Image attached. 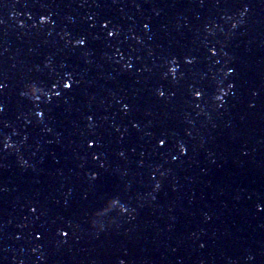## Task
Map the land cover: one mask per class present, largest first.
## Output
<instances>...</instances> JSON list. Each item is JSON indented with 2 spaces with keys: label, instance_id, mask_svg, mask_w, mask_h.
<instances>
[{
  "label": "water",
  "instance_id": "obj_1",
  "mask_svg": "<svg viewBox=\"0 0 264 264\" xmlns=\"http://www.w3.org/2000/svg\"><path fill=\"white\" fill-rule=\"evenodd\" d=\"M262 203L264 37L189 126L56 201L0 264H264Z\"/></svg>",
  "mask_w": 264,
  "mask_h": 264
},
{
  "label": "snow or ice",
  "instance_id": "obj_2",
  "mask_svg": "<svg viewBox=\"0 0 264 264\" xmlns=\"http://www.w3.org/2000/svg\"><path fill=\"white\" fill-rule=\"evenodd\" d=\"M241 6L243 7V8H245V9H248V8H250L251 7V5L249 4V3H246V2H244V0H241ZM43 21H48L50 18L48 17V16H43L42 18H41ZM108 24H109V22H107V21H105V22H103V27L104 28H108ZM145 27H148V25H145ZM108 35L109 36H115L116 35V30L115 29H112V30H110V31H108ZM76 43L78 44V45H86L87 44V39L86 38H78L77 40H76ZM213 53H215V50L213 49ZM187 62L189 63V64H191L193 61L191 60V59H188L187 60ZM127 67H131V65L129 64V65H127ZM230 71H234V69H230ZM171 73L173 74V75H175V73H176V68L175 67H173V68H171ZM69 77H71V73H69ZM64 83V87L66 88V89H71L72 87H74V83L72 82V80L71 79H69V80H67V81H64L63 82ZM234 86V85H233ZM4 87V85H3V83H0V89H2ZM52 87L53 88H56V87H58V85L57 84H53L52 85ZM40 91H42V89H40V88H37V92L36 93H38V92H40ZM35 93V94H36ZM60 93H56V95H59ZM166 93L163 91V90H159V95L160 96H164ZM195 95L197 96V97H201L202 95H203V92L202 91H196L195 92ZM36 98L37 99H39L40 97L37 95L36 96ZM220 99H223V97H220ZM128 107V105H125V108H127ZM41 117H43V115H44V113L43 112H41L40 114H39ZM89 119H91V117H89ZM96 140L95 139H90L89 141H88V146L89 147H92V148H94V147H96ZM158 143L161 145V146H163V145H165L166 143H167V140L165 139V138H161L159 141H158ZM180 149H181V151H183V152H187V149H186V147L183 145V144H181L180 145ZM93 158L94 159H96V160H99L100 159V156L97 154V153H93ZM115 203L118 205L119 204V200L118 199H115ZM259 207H261V208H264V203H262V204H260L259 205ZM126 210V209H125ZM31 211L32 212H36L37 211V209L36 208H32L31 209ZM60 234L63 236V237H68L69 235H70V232L68 231V230H65L63 227L60 229ZM42 235V234H41ZM203 246V245H202ZM121 264H124V262L123 261H121Z\"/></svg>",
  "mask_w": 264,
  "mask_h": 264
},
{
  "label": "clouds",
  "instance_id": "obj_3",
  "mask_svg": "<svg viewBox=\"0 0 264 264\" xmlns=\"http://www.w3.org/2000/svg\"><path fill=\"white\" fill-rule=\"evenodd\" d=\"M37 86L36 85H31L30 86V90H31V92L35 95V93L37 92ZM36 98V97H35ZM37 99V98H36ZM38 100V99H37ZM117 204L115 203V200H110L109 201V204H108V208L110 209V208H113V207H115ZM108 209H105L104 211H107ZM98 215L100 214V213H97ZM249 259H252V257H249Z\"/></svg>",
  "mask_w": 264,
  "mask_h": 264
}]
</instances>
